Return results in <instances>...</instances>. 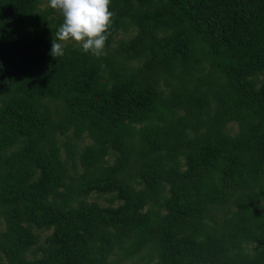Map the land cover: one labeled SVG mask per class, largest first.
<instances>
[{"label":"trees","instance_id":"trees-1","mask_svg":"<svg viewBox=\"0 0 264 264\" xmlns=\"http://www.w3.org/2000/svg\"><path fill=\"white\" fill-rule=\"evenodd\" d=\"M109 7L0 0V264H264V0Z\"/></svg>","mask_w":264,"mask_h":264},{"label":"clouds","instance_id":"clouds-1","mask_svg":"<svg viewBox=\"0 0 264 264\" xmlns=\"http://www.w3.org/2000/svg\"><path fill=\"white\" fill-rule=\"evenodd\" d=\"M48 5L62 15L51 42L52 57L64 54L63 42L68 40L79 43L86 53L102 54L114 15L110 0H48Z\"/></svg>","mask_w":264,"mask_h":264},{"label":"rangeland","instance_id":"rangeland-1","mask_svg":"<svg viewBox=\"0 0 264 264\" xmlns=\"http://www.w3.org/2000/svg\"><path fill=\"white\" fill-rule=\"evenodd\" d=\"M101 202L105 203L106 201L102 198V199H99Z\"/></svg>","mask_w":264,"mask_h":264}]
</instances>
